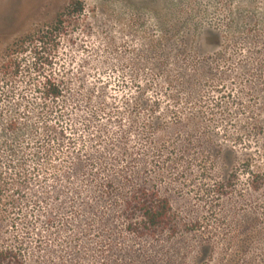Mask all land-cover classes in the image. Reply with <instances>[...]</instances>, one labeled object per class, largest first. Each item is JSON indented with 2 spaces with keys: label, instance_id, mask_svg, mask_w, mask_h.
I'll return each mask as SVG.
<instances>
[{
  "label": "rangeland",
  "instance_id": "rangeland-1",
  "mask_svg": "<svg viewBox=\"0 0 264 264\" xmlns=\"http://www.w3.org/2000/svg\"><path fill=\"white\" fill-rule=\"evenodd\" d=\"M80 1L77 15L66 11L70 0H0V169L27 155V166L81 160V185L125 165L133 183L158 186L169 199L178 232L165 249L173 259L199 264L208 250L194 245L236 235L262 251L251 256L262 264L264 0ZM61 12L55 46L17 42ZM182 55L191 59L185 67ZM50 74L66 85L49 104L53 114L36 89ZM54 133L51 156L40 142ZM251 174L261 177L257 189ZM40 196L48 198L37 194L34 227L17 220L2 242L23 225L33 241L48 236Z\"/></svg>",
  "mask_w": 264,
  "mask_h": 264
},
{
  "label": "trees",
  "instance_id": "trees-1",
  "mask_svg": "<svg viewBox=\"0 0 264 264\" xmlns=\"http://www.w3.org/2000/svg\"><path fill=\"white\" fill-rule=\"evenodd\" d=\"M66 11L80 15L84 5L80 0H70ZM64 15L65 12L59 13L52 23L22 35L17 42L23 43L33 37L40 48L45 44L56 45L64 27ZM179 58L181 67L191 60L183 55ZM36 89L40 93L43 110L51 114L55 108H50L49 104H55L66 93L63 80L52 74L44 77ZM11 129L16 131V126ZM57 134L46 138L44 144L40 142L46 149L45 154L52 156L56 153L50 143L59 142ZM8 160L0 169L1 232L4 229L3 233L0 232V264H186L173 259L170 248L165 249V244L169 246L171 238L178 232L169 199L158 186L133 183L125 165L116 170H106L110 172L106 175L82 179L80 185L76 180L80 167L76 169L74 162L82 166L81 160L72 162L66 159L57 167H47L43 163L39 167L27 166L28 155L19 164ZM241 167L248 171L246 164L242 163ZM235 172L228 175L224 189L226 184L231 186L234 183ZM251 177L256 183L252 187L257 189L261 177L258 174H251ZM40 190L48 197L40 196L48 206L42 218L48 236H40L33 241L23 225L22 235L10 238L9 243L2 242L1 235L4 237L10 227L17 229L18 221L25 220L30 230L34 227L40 207V203L37 204ZM70 194H74L73 197ZM22 201L29 206L27 212L19 207ZM9 220L16 222L9 223L5 229L4 225ZM195 229L198 228H191ZM68 231L69 234L56 239L57 233ZM258 240L264 241V238ZM249 243L251 240L235 235L208 247L203 244L194 247L208 250L207 258L199 264H261L259 259L255 261L251 256L254 251L258 254L262 251L252 250ZM32 245L34 247L31 248ZM258 246L262 247L260 243Z\"/></svg>",
  "mask_w": 264,
  "mask_h": 264
}]
</instances>
